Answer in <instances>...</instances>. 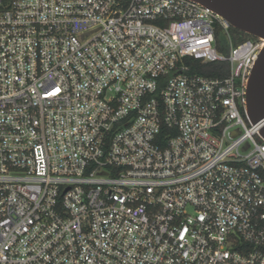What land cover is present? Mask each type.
I'll list each match as a JSON object with an SVG mask.
<instances>
[{"label": "built area", "instance_id": "2783aa9c", "mask_svg": "<svg viewBox=\"0 0 264 264\" xmlns=\"http://www.w3.org/2000/svg\"><path fill=\"white\" fill-rule=\"evenodd\" d=\"M232 28L193 0H0V264H264V39Z\"/></svg>", "mask_w": 264, "mask_h": 264}, {"label": "water", "instance_id": "95a60500", "mask_svg": "<svg viewBox=\"0 0 264 264\" xmlns=\"http://www.w3.org/2000/svg\"><path fill=\"white\" fill-rule=\"evenodd\" d=\"M225 18L234 29L264 39V0H193ZM249 120L264 139V49L247 90Z\"/></svg>", "mask_w": 264, "mask_h": 264}, {"label": "trees", "instance_id": "16d2710c", "mask_svg": "<svg viewBox=\"0 0 264 264\" xmlns=\"http://www.w3.org/2000/svg\"><path fill=\"white\" fill-rule=\"evenodd\" d=\"M232 34L240 40H247L253 38L252 35L241 32L237 29L232 28ZM189 63L194 65L193 72L200 75L210 77V78H224L229 74V64L228 63H211L204 65L198 60H189Z\"/></svg>", "mask_w": 264, "mask_h": 264}, {"label": "rangeland", "instance_id": "374dc122", "mask_svg": "<svg viewBox=\"0 0 264 264\" xmlns=\"http://www.w3.org/2000/svg\"><path fill=\"white\" fill-rule=\"evenodd\" d=\"M218 38H219V43H220L219 48H218V52L224 54L225 53V51H224L225 50V48H224V46H225L224 42L225 41H224V35L222 32H218ZM246 123L248 125H250V121H248V119H246ZM257 140L260 141V139L258 137H257Z\"/></svg>", "mask_w": 264, "mask_h": 264}]
</instances>
